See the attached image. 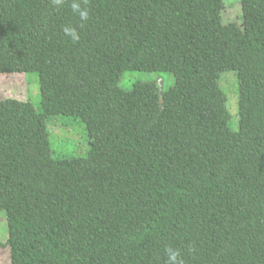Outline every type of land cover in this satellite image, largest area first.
I'll return each mask as SVG.
<instances>
[{
    "label": "trees",
    "instance_id": "trees-1",
    "mask_svg": "<svg viewBox=\"0 0 264 264\" xmlns=\"http://www.w3.org/2000/svg\"><path fill=\"white\" fill-rule=\"evenodd\" d=\"M71 2L0 0V73L36 72L42 106L0 97L11 264H166L167 246L184 264H264V0H241L242 22L225 0H82V28ZM132 70L175 81L126 88ZM63 115L87 154L54 151Z\"/></svg>",
    "mask_w": 264,
    "mask_h": 264
},
{
    "label": "rangeland",
    "instance_id": "rangeland-1",
    "mask_svg": "<svg viewBox=\"0 0 264 264\" xmlns=\"http://www.w3.org/2000/svg\"><path fill=\"white\" fill-rule=\"evenodd\" d=\"M226 9L224 18L226 21L235 20L242 22L243 12L241 0H225ZM156 79L163 87L174 83L175 79L170 72H148L132 70L125 73L121 80L124 87H131L138 80ZM31 80H34L33 82ZM236 77L228 73L222 83L228 89L230 104L236 116L238 95L235 87ZM14 96L23 99H31L35 102L38 110L41 106V89L38 74L36 72L26 75L25 73H0V97ZM233 115V113H232ZM237 117V116H236ZM234 120V115H233ZM237 120V119H236ZM238 121V120H237ZM235 122V120H234ZM234 127H238L233 124ZM51 141L53 149L59 154L85 155L90 147V137L86 125L79 118L63 115L50 119ZM9 237V226L6 210H0V264H11L9 246H6Z\"/></svg>",
    "mask_w": 264,
    "mask_h": 264
},
{
    "label": "clouds",
    "instance_id": "clouds-1",
    "mask_svg": "<svg viewBox=\"0 0 264 264\" xmlns=\"http://www.w3.org/2000/svg\"><path fill=\"white\" fill-rule=\"evenodd\" d=\"M56 7H62L65 0H52ZM71 9L73 13L78 14L80 21L82 22L80 27H83V22H87L89 19V10L87 7L82 6V0H72ZM63 33L66 37H69L73 41H79L81 36L78 29L72 25H65L63 27ZM166 264H184L182 259V253L179 249L167 246L165 248Z\"/></svg>",
    "mask_w": 264,
    "mask_h": 264
}]
</instances>
